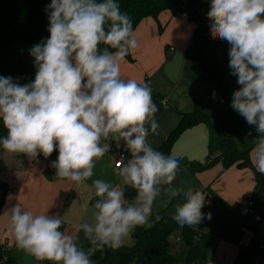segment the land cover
Listing matches in <instances>:
<instances>
[{"label":"clouds","instance_id":"obj_1","mask_svg":"<svg viewBox=\"0 0 264 264\" xmlns=\"http://www.w3.org/2000/svg\"><path fill=\"white\" fill-rule=\"evenodd\" d=\"M46 12L50 35L29 50L34 80L21 85L0 76V121L7 130L0 146L29 160L58 151L51 163L55 176L84 183L96 160L110 151V143L102 141L119 146L122 140L131 158L118 175L136 195L128 201L123 187L92 182L93 222L77 226L87 249L60 230L63 216L34 214L17 203L7 209L16 246L37 261L93 264L96 251L121 247L137 227L148 224L162 194L169 201L182 195L172 219L197 228L205 218L206 195L174 186L179 158L147 140L158 128L152 89L121 77L120 62L138 46L132 19L116 0H51ZM206 15L211 37L228 45L229 68L240 85L230 106L258 133L251 161L264 174V0H210Z\"/></svg>","mask_w":264,"mask_h":264},{"label":"crops","instance_id":"obj_2","mask_svg":"<svg viewBox=\"0 0 264 264\" xmlns=\"http://www.w3.org/2000/svg\"><path fill=\"white\" fill-rule=\"evenodd\" d=\"M181 9L178 16L165 11L159 15L158 20L144 19L135 30L137 48L130 53V58L125 57L120 62L122 78L150 82L152 98L158 105L155 114L158 128L147 137L154 149L177 127L180 114L193 112L195 100H203L207 90L216 88L215 82L203 84L186 59L185 52L192 36L203 21L196 20L190 13L186 14L183 6ZM211 45L226 76L228 69L224 58L213 41ZM164 100H167V106L163 105ZM208 138V130L204 125L190 129L176 143L172 156L204 161L208 155ZM113 141L110 139L105 142ZM45 169L46 164L39 157L29 160L25 154L0 149V244L6 243L10 247V264H36V261L16 246L9 226L8 208L19 203L34 214L48 212L49 215L63 216L64 223L60 230L71 235L79 246L84 247L88 241L83 230L78 231L77 226L93 222L96 198L93 196L92 182L101 179L123 189L127 186L122 184L110 158H98L93 176L84 183L57 177L48 179ZM174 186L185 191L189 188L202 191L206 195L204 211H211V215H216L217 219L222 215L236 216L239 223L237 227L229 225V231L224 236L209 231L208 235H199L198 240L204 244V256H211L207 264H240L246 257V264H249L250 251L256 247V238L261 233L264 236V219L260 215H264V210L257 208L256 202L250 200L254 204L253 215L243 217L239 214V206L246 198L259 195L254 171L234 166L222 172V165L218 164L202 173L187 171L178 174ZM256 216L261 218L260 222L255 221ZM251 221L259 227L257 233L248 229ZM133 244L132 237L131 240L127 239L128 251ZM106 249H102V252H106Z\"/></svg>","mask_w":264,"mask_h":264},{"label":"trees","instance_id":"obj_3","mask_svg":"<svg viewBox=\"0 0 264 264\" xmlns=\"http://www.w3.org/2000/svg\"><path fill=\"white\" fill-rule=\"evenodd\" d=\"M50 2L51 0H0V76H10L21 85L34 80L36 68L29 50L34 45L46 41L50 35L47 30L49 21L46 12V5ZM116 2L121 12L132 19L134 32L144 19L158 20L159 15L165 11H171L175 16L182 12L181 6H177L178 0H116ZM209 25V19L198 25L185 56L192 71L203 84L216 83L215 90L228 107L229 120L223 124L212 123L206 109L202 107V100L197 99L194 111L180 114L177 127L155 150L172 155L174 146L186 131L204 125L209 134L207 158L204 161H195L178 157L181 168L178 174L187 171L198 174L218 164L222 165V172L234 166L251 169L255 173L256 191L264 200V174H260L252 164L251 150H241L236 144L237 135L247 123L229 105L228 78L223 74L213 54L211 45L213 38ZM100 47L103 48L105 45L101 44ZM126 57L130 58V54ZM6 135L7 130L0 121V137ZM0 149H3L2 146ZM57 157L58 151H54L48 158L42 154L39 156L46 164L45 175L48 179L56 178L51 163ZM124 192L128 201L136 195L130 186H126ZM178 232H181V239L188 246L184 264H196L204 257V244L202 240H198L199 233L191 227L181 226L165 213H162L159 219L151 220L131 233L134 244L120 264H180L171 253L168 243ZM88 247L89 243L84 246L85 249ZM91 259L93 264H111L109 252L103 253L102 250L96 251ZM7 264H10V260Z\"/></svg>","mask_w":264,"mask_h":264},{"label":"rangeland","instance_id":"obj_4","mask_svg":"<svg viewBox=\"0 0 264 264\" xmlns=\"http://www.w3.org/2000/svg\"><path fill=\"white\" fill-rule=\"evenodd\" d=\"M178 7L183 6L185 9V13H190V15L196 20L206 21L207 12L210 9V0H178ZM202 22V23H203ZM215 43L217 50L220 55L224 58L225 67L228 69V74L226 77L228 78V99L229 105H231L232 95L235 90H237L240 85L236 83V77L232 75L231 69L229 68V56H228V45L224 42H218L215 39H212ZM215 93V95H214ZM206 97V98H205ZM208 97V99H207ZM202 107L206 109L207 115L210 117L211 122L214 124H223L227 123L229 120L228 115V107L224 102L222 96L215 90V87L204 94V98L202 100ZM231 107V106H230ZM251 132L249 136L248 133ZM258 136V133L255 131L254 126L245 125L239 134L236 137V144L241 150H251L254 147V139ZM247 200H253L256 202L257 208H262L264 210V200L259 195H255L253 197L246 198ZM183 201V196H178L171 201L167 199L163 194L161 197L157 199L156 204L154 205V211L152 216L149 219L157 220L162 213H165L169 217H173L175 212V207L178 203ZM202 212L205 214V218L203 221L197 225V228H192L194 231L199 232L201 235H208L209 232L217 233L218 235H226L229 231V225L233 224L234 226H238V221H236V216H226L222 215L218 219L216 215H211V219L207 218V214L211 213V211H204L202 208ZM261 218L264 219V215L260 213ZM239 215L237 214V217ZM234 222V223H233ZM249 224L247 227L251 229L255 233L259 231V227L253 223ZM181 236V232L176 233L171 239H169L168 243L170 245L171 253L179 260L180 264H184L187 258L188 246L184 241H179L177 238ZM127 239L131 240V236L125 239L124 244L116 249L107 247L106 252H109V261L111 264H120L122 259L126 256L128 252V248L126 246ZM264 242V236L261 233L259 237L256 238V246L262 244ZM246 257V256H245ZM211 260L210 255H206V257H202L196 264H207ZM247 257L240 262V264H246ZM264 262V257H263Z\"/></svg>","mask_w":264,"mask_h":264},{"label":"built area","instance_id":"obj_5","mask_svg":"<svg viewBox=\"0 0 264 264\" xmlns=\"http://www.w3.org/2000/svg\"><path fill=\"white\" fill-rule=\"evenodd\" d=\"M150 85V82H146ZM163 105L167 106V100L163 101ZM110 151L109 153L105 154L104 158H110L112 159L115 168L118 170L123 166L124 163L127 162V159H130L131 156L127 154V152L124 149V142L121 140L119 142V146H117V142L114 140L110 143ZM253 202L250 200L245 199L244 203L239 206V214L243 217L251 216L253 215ZM256 222H260L261 218L256 216L255 217ZM200 235V233H199ZM179 241H181V237L177 238ZM10 247L8 244H0V264H7L10 260ZM31 256V255H30ZM34 258L33 256H31ZM263 257H264V242L262 244L257 245L250 251V262L251 264H263ZM35 259V258H34ZM36 261V264H52L50 261ZM209 264H212L211 262Z\"/></svg>","mask_w":264,"mask_h":264}]
</instances>
